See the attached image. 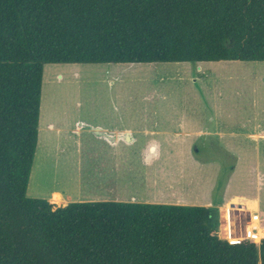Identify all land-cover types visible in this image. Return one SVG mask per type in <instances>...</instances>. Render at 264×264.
<instances>
[{
    "label": "trees",
    "instance_id": "16d2710c",
    "mask_svg": "<svg viewBox=\"0 0 264 264\" xmlns=\"http://www.w3.org/2000/svg\"><path fill=\"white\" fill-rule=\"evenodd\" d=\"M221 60L264 61V0H0V264H264L216 207L27 196L45 64Z\"/></svg>",
    "mask_w": 264,
    "mask_h": 264
},
{
    "label": "rangeland",
    "instance_id": "374dc122",
    "mask_svg": "<svg viewBox=\"0 0 264 264\" xmlns=\"http://www.w3.org/2000/svg\"><path fill=\"white\" fill-rule=\"evenodd\" d=\"M201 63L46 64L38 146L27 196L48 199L52 190H62L69 198L114 200L113 191L106 189L112 178L118 183L119 196L124 198L121 200L128 201L130 191L138 192L137 178L159 166L158 162L150 166L143 160L145 133L137 132L138 143L121 144L124 159L111 151L113 147L104 138L95 136L90 126L132 123L138 129L157 128L165 138L166 132L161 130H172L181 119L179 112L197 105L192 112L196 113L195 120L191 122L210 131H221L220 137L212 139H218L226 149L227 144L234 148L225 150L232 162L237 159L239 165L241 160L240 178L230 192L247 195L249 189V194H259L264 209V138L259 137L264 131V61ZM197 69L199 77H203L195 88L200 97L194 89L195 78L190 77ZM206 70H216V74ZM208 102V107H201ZM164 155L162 163L168 168L172 161L180 159ZM117 160L123 161L122 167L110 172ZM185 161L190 171L199 169L190 157ZM253 166L259 169L260 179L252 172L249 183L247 174ZM201 173L208 175L207 171ZM34 189L41 192L33 195ZM256 242L259 244L260 240Z\"/></svg>",
    "mask_w": 264,
    "mask_h": 264
},
{
    "label": "crops",
    "instance_id": "0c3cea01",
    "mask_svg": "<svg viewBox=\"0 0 264 264\" xmlns=\"http://www.w3.org/2000/svg\"><path fill=\"white\" fill-rule=\"evenodd\" d=\"M201 62L195 63L198 64ZM200 65H202V63ZM199 69L202 68L199 67ZM206 71H211L214 73L216 72V70ZM198 73H200V71L197 69L195 74L191 73L190 76L192 79L195 78L194 89L198 85V80L203 79V77H199ZM195 92L197 93V96H201L196 91V89ZM209 104V102L206 105L201 104V107H208ZM196 106L197 105L185 108L184 110L179 112L181 119L179 120V123L176 122L175 125L173 124L172 130H169L168 128L161 130L163 132H166L163 134L165 138H162L161 133L157 132V128H152L150 130L143 126L141 129H138L134 127L132 123L126 124L124 126L116 124L108 127L100 125L90 126V128L95 136L104 138L107 141V144L113 147L111 151H113L114 154L122 157L124 156V159L125 151L123 152V149H120L121 144L125 143L127 145H133L135 143H138L137 132L139 131L141 133H145L147 137L146 142L142 145L141 148L143 160L150 166L158 162L159 166L154 170L149 169L145 171V174L142 175L141 178H137V180L135 181V189H137V182H139V187L137 189L138 192H135L133 190L130 191V194L126 196L129 197L128 201L216 207L220 212L219 218L221 217V226L219 225L218 227V235L220 236V238H223V236H225V229L229 218L236 233L237 228L240 227L241 229H239L241 232L242 229L246 228L250 225V223H252L251 218L254 213H259L261 218L260 227L264 229V209H262L261 207V199L259 194H249V189L246 191L248 193L247 195L242 192H230L232 185L236 182L240 174L239 165H241V160L239 165L237 159L232 162L229 159L231 158V156L227 155L225 153V150L229 148V150L232 151L234 150V148L231 145L227 144L228 148L226 149L224 145L218 142V139L217 141H214L212 139V136L220 137L222 133L221 131H210L208 129H205V126L198 127L196 122L194 124L191 122L193 121L191 119L195 120L196 117V113H192ZM154 112L157 113V111ZM156 113L155 117L158 118V113ZM188 118L190 119L189 121L187 120ZM50 126L54 127L55 125L53 123H50ZM94 127H100L104 132L110 135H114L117 138L114 141H110L104 136L96 135L94 133ZM127 132H129L131 135L130 140L122 138V135ZM119 136L121 137L119 138ZM253 136L257 137L256 134H254ZM259 137L264 138V131ZM170 154L178 156L180 157V159L172 161V167L168 168L166 165H164V163H162V159L163 155L165 158V156L170 157ZM186 157L191 158L196 168L199 167L196 172L189 170V167L185 161ZM122 165L123 161L117 160L116 165H114L109 170L110 172H113V170L115 169H120ZM251 169V174H247L249 183L251 181L253 173H256L259 177L258 179H260L259 169L254 166ZM187 170H189V175L188 173H186ZM203 171H207L208 175L205 176L203 173H201ZM223 173H226V176L225 180L222 181L221 176L223 175ZM261 176L264 175L261 174ZM254 180L255 179H253V181ZM29 181H31V179H29ZM110 184L111 185L107 186L106 189H109L110 192L113 191L112 194L114 193L116 196V199L111 201H127L121 200L124 198L119 196L121 193H119L118 191V183L115 182V179L111 178ZM40 192L41 190L34 189L33 195H38ZM55 196H59L60 200H56ZM47 197L48 200L56 206H65L72 201H85L87 199H84L83 197L69 198V196L62 190H52ZM232 236L235 235L232 234Z\"/></svg>",
    "mask_w": 264,
    "mask_h": 264
},
{
    "label": "built area",
    "instance_id": "2783aa9c",
    "mask_svg": "<svg viewBox=\"0 0 264 264\" xmlns=\"http://www.w3.org/2000/svg\"><path fill=\"white\" fill-rule=\"evenodd\" d=\"M256 216H258V214L252 215V218H251L252 219V223H250V225H249V226H251L250 227V230H251L250 232H254V233L252 234L251 237H250V234H248V236L246 238H243V239H249V240L254 241V242H256L258 240V239H255V237H253V236L255 235V233L258 232V228L260 227V220H261V218L260 217L258 218ZM232 234H235V231H234V228H233V224H232V222H231V220L229 218V220L227 222L226 229H225V236H223L222 239H225V240H227L229 242H232L230 240V236ZM263 238H264V236H261L259 238V240L261 241Z\"/></svg>",
    "mask_w": 264,
    "mask_h": 264
},
{
    "label": "water",
    "instance_id": "95a60500",
    "mask_svg": "<svg viewBox=\"0 0 264 264\" xmlns=\"http://www.w3.org/2000/svg\"><path fill=\"white\" fill-rule=\"evenodd\" d=\"M93 129H94V133H95L96 135L104 136V137H106V138H107L108 140H110V141H114V140L117 138V137L114 136V135H110V134L104 132L100 127H94ZM120 137H121V136H119V138H120ZM122 138H124V139H126V140H130L131 135H130L129 132H127V133H125L124 135H122ZM225 176H226V173H223V175L221 176V180H222V181L225 180ZM221 180H220V181H221ZM234 205H237V204H234Z\"/></svg>",
    "mask_w": 264,
    "mask_h": 264
},
{
    "label": "bare ground",
    "instance_id": "6f19581e",
    "mask_svg": "<svg viewBox=\"0 0 264 264\" xmlns=\"http://www.w3.org/2000/svg\"><path fill=\"white\" fill-rule=\"evenodd\" d=\"M255 214H259V213H254L253 215H255ZM224 216V215H223ZM256 217H258L259 218V216H256ZM221 218V217H220ZM225 218V217H224ZM227 220V219H226ZM221 226V225H220ZM250 227L251 226H247L246 228H244V229H242V231L240 232V231H237V234L236 235H243V236H248V234H250V237L252 236V234L254 233V232H250L251 230H250ZM259 227V226H258ZM240 228V227H239ZM238 228V229H239ZM241 229V228H240ZM239 229V230H240ZM262 234V235H261ZM261 236H264V229H262V228H258V232L257 233H255V235L253 236V237H256V238H260Z\"/></svg>",
    "mask_w": 264,
    "mask_h": 264
}]
</instances>
